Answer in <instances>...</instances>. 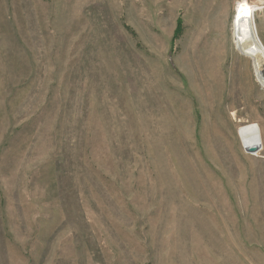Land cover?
<instances>
[{"label": "rangeland", "instance_id": "374dc122", "mask_svg": "<svg viewBox=\"0 0 264 264\" xmlns=\"http://www.w3.org/2000/svg\"><path fill=\"white\" fill-rule=\"evenodd\" d=\"M239 1L0 0V264H264Z\"/></svg>", "mask_w": 264, "mask_h": 264}, {"label": "bare ground", "instance_id": "6f19581e", "mask_svg": "<svg viewBox=\"0 0 264 264\" xmlns=\"http://www.w3.org/2000/svg\"><path fill=\"white\" fill-rule=\"evenodd\" d=\"M263 8L262 1L258 5H252L247 0H240L236 5L232 25L237 49L251 58L255 76L264 88V45L258 37L255 23L256 13Z\"/></svg>", "mask_w": 264, "mask_h": 264}, {"label": "water", "instance_id": "95a60500", "mask_svg": "<svg viewBox=\"0 0 264 264\" xmlns=\"http://www.w3.org/2000/svg\"><path fill=\"white\" fill-rule=\"evenodd\" d=\"M243 147H244V150L247 152V153H250V154H253V155H257L260 151H261V147L260 145H245L243 144Z\"/></svg>", "mask_w": 264, "mask_h": 264}]
</instances>
